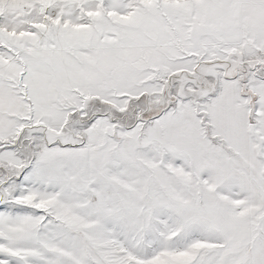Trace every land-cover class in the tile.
I'll return each instance as SVG.
<instances>
[{
	"label": "snow or ice",
	"instance_id": "1",
	"mask_svg": "<svg viewBox=\"0 0 264 264\" xmlns=\"http://www.w3.org/2000/svg\"><path fill=\"white\" fill-rule=\"evenodd\" d=\"M0 264H264V0H0Z\"/></svg>",
	"mask_w": 264,
	"mask_h": 264
}]
</instances>
